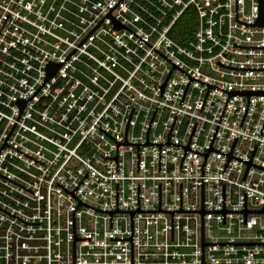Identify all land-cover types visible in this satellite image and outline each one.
I'll return each mask as SVG.
<instances>
[{
  "label": "built area",
  "instance_id": "obj_1",
  "mask_svg": "<svg viewBox=\"0 0 264 264\" xmlns=\"http://www.w3.org/2000/svg\"><path fill=\"white\" fill-rule=\"evenodd\" d=\"M118 0H0V149L18 115L16 100L44 82L49 60L63 62ZM193 29L178 40L181 20ZM258 0H238V19L257 20ZM111 15L190 76L224 89H264V26L236 21V0H121ZM183 22V21H182ZM126 27L105 17L24 105L0 151V264H74L73 210L78 200L102 210L202 208V167L229 92L190 80ZM189 83V84H188ZM188 85V87H187ZM187 88V89H186ZM186 90V92H185ZM185 93V95H184ZM184 95V97H183ZM183 98V100H182ZM182 100V103H181ZM230 95L212 147L264 167V95ZM129 143L120 145L127 122ZM110 134L111 136H109ZM31 156H27V155ZM185 154V156H184ZM184 156V159H183ZM34 158V159H33ZM36 159V160H35ZM183 159V162H182ZM38 160V161H37ZM41 163H40V162ZM210 150L204 210L264 206V169ZM182 162V171H181ZM43 163V164H42ZM66 188L67 190H65ZM85 204L75 210L76 264H131V213ZM17 216H13L11 214ZM26 222H42L28 224ZM206 242H264V212L204 213ZM206 263L264 264V244H206ZM133 264H201V212L136 211Z\"/></svg>",
  "mask_w": 264,
  "mask_h": 264
},
{
  "label": "water",
  "instance_id": "obj_2",
  "mask_svg": "<svg viewBox=\"0 0 264 264\" xmlns=\"http://www.w3.org/2000/svg\"><path fill=\"white\" fill-rule=\"evenodd\" d=\"M121 0H118L117 1V3L107 12V14L96 24V26L86 35V37L97 27V25L105 18V17H110L111 18V21H112V25H113V28L114 29H116V28H118V27H126L124 24H122L119 20H117L115 17H113L112 15H111V11L115 8V6L120 2ZM236 21H238V22H241V23H244L243 21H241V20H239L238 19V0H236ZM244 24H246V25H248V26H264V0H258V14H257V20L256 21H254V22H249V23H244ZM128 30H130L128 27H126ZM132 33H134L132 30H130ZM136 36H138L136 33H134ZM86 37L75 47V49L86 39ZM141 40H143L145 43H147L149 46H151L148 42H146L144 39H142L140 36H138ZM233 46H236V47H246V48H264V46H245V45H240V44H237L236 42H234V44H233ZM154 50H156L158 53H160L163 57H165L167 60H169L171 63H173V68H172V70L170 71V73L168 74V76H167V78H166V80H165V82L162 84V85H159V89H160V94L162 95V93H163V91H164V88H165V86H166V84H167V82H168V79H169V77H170V75H171V73H172V71H173V69L174 68H179V69H181L179 66H177L174 62H172L170 59H168L166 56H164L161 52H159L157 49H155L153 46H151ZM74 49V50H75ZM74 50L65 58V60L74 52ZM64 60V61H65ZM63 61V62H64ZM63 62H54V61H52V60H49L48 62H47V64H46V66H45V70H46V72H45V79H44V82L42 83V85L51 77V75L63 64ZM217 64L218 65H222V66H225V67H229V68H235V69H245V70H264V67H234V66H229V65H225V64H223V63H221L220 61H217ZM183 72H185L183 69H181ZM187 75H189L187 72H185ZM190 76V75H189ZM192 80H197V81H200V82H203V83H205V84H207L208 85V89H207V92H206V95H205V98H204V101H203V104H202V107H201V110H202V108H203V105H204V103H205V100H206V98H207V95H208V93H209V90H210V88L211 87H217V88H219V89H222V90H224V91H227V92H229V96H228V99H229V97H230V95H246L247 97H248V104H247V107H246V110H245V113H244V116H243V119H242V122H241V125L243 124V121H244V118H245V115H246V113H247V110H248V107H249V104H250V97H251V95H264V89H224V88H221V87H219V86H216V85H213V84H210V83H207V82H205V81H202V80H199V79H196V78H194V77H192V76H190V80H189V82L190 81H192ZM189 84V83H188ZM41 85V86H42ZM40 86V87H41ZM40 87L29 97V98H21V97H19L17 100H16V104L18 105V107H19V115H18V117H17V119H16V121H15V123H14V125H13V127H12V129H11V131L9 132V134H8V136H7V138H6V140H5V142H4V144L2 145V147H1V149H0V151L2 150V148H3V146H6V145H9L8 143H7V139H8V137H9V135L11 134V132H12V130H13V128H14V126H15V124H16V122H17V120H18V118H19V116H20V114H21V112H22V109H23V107H24V105L29 101V99L40 89ZM187 87H188V85H187ZM187 89V88H186ZM185 92H186V90H185ZM184 95H185V93H184ZM184 95H183V97H184ZM228 99H227V102H228ZM182 100H183V98H182ZM182 100H181V103H182ZM227 102H226V104H225V107H226V105H227ZM225 107H224V110H225ZM133 109H134V107H132V110H131V113H130V116H129V119H128V122H127V126H126V132H125V138H124V142H120V141H118L117 139H115L113 136H111L110 134H108L106 131H104L103 129V131L104 132H106L109 136H111L114 140H116V142H117V154L114 156V157H106V158H114L115 160H116V168H117V171H118V153H119V146L120 145H136L137 147H138V171H140V145H158L159 146V170H161V153H162V145L163 144H178V143H172L171 141H170V133H171V130H172V127H173V124H174V121H175V119H176V116L177 115H175V118H174V120H173V123H172V126H171V128H170V131H169V134H168V140H167V142H164V143H150L149 141H148V132H149V129H150V126H151V123H152V120H153V118H154V115H155V112H156V109H157V107H156V109H155V111H154V114H153V117H152V120H151V123H150V126H149V129H148V132H147V141L146 142H144V143H129L128 141H127V129H128V124H129V121H130V119H131V116H132V112H133ZM224 110H223V113H224ZM223 113H222V115H223ZM222 115H221V118H222ZM221 118H220V121H221ZM220 121H219V123H220ZM219 123H218V126H219ZM196 124H197V122H196ZM196 124H195V126H194V129H195V127H196ZM218 126H217V129H218ZM263 128H264V123H263V126H262V129H261V133H262V130H263ZM194 129H193V132H194ZM217 129H216V131H217ZM216 131H215V134H216ZM193 132H192V134H191V137H190V140H191V138H192V135H193ZM215 134H214V137H215ZM214 137H213V139H214ZM213 139H212V142H213ZM236 139H237V137L235 138V141H234V143H233V145H232V148H231V150L228 152V153H225V152H222V151H220V150H217V149H215V148H213L212 147V142H211V145H210V147H209V150H208V152H206V153H201V152H199V151H197V150H195V149H193V148H190V146H189V143H190V140H189V142H188V144L187 145H184V146H182V145H180V144H178V145H180V146H182V147H184L185 148V153H186V151L187 150H193V151H195V152H198V153H200V154H203L204 156H205V161H206V158H207V155H208V153H209V151L210 150H214V151H217V152H220V153H222V154H225L226 156H227V161H226V164H225V166H224V169H223V172L225 171V169H226V166H227V164H228V161H229V159L230 158H236V159H239V160H241V161H243V162H246L247 163V169H246V172H245V174H244V177H243V179H245V176H246V174H247V171H248V168H249V166L250 165H256V166H258V167H260V168H263L264 169V167L263 166H260V165H258V164H255V163H253L252 162V157H253V155H254V152H255V149H256V147H257V145H255V148H254V150H253V152H252V155H251V157H250V159H248V160H244V159H242V158H239V157H237V156H234L233 154H232V150H233V147H234V145H235V142H236ZM9 146H11V145H9ZM11 147H13V146H11ZM13 148H15V147H13ZM16 150H18L17 148H15ZM18 151H20V150H18ZM20 152H22V151H20ZM22 153H24V152H22ZM25 154V153H24ZM27 155V154H26ZM27 156H29V155H27ZM184 156H185V154H184ZM184 156H183V159H184ZM29 157H31V156H29ZM32 158V157H31ZM34 159V158H33ZM183 159H182V162H183ZM36 160V159H35ZM38 161V160H37ZM205 161H204V164H205ZM40 162V161H39ZM182 162H181V171H182ZM41 163V162H40ZM43 164V163H42ZM204 164H203V167H202V208L201 209H199V210H185V209H183L182 208V183H180V208H179V210H162V208H161V183H159V209L158 210H141L140 209V198H139V183H138V208H137V210H119L118 209V184L116 183V210H102V209H97V208H94V207H92V206H90V205H88V204H86V203H84V202H82L79 198H77L75 195H74V192H75V190L77 189V187L80 185V183L83 181V179L86 177V175L88 174H86L85 175V177L81 180V182L77 185V187L73 190V191H68L66 188H64L62 185H60L59 183V185L60 186H62L65 190H67L70 194H72L77 200H78V205L76 206V208L80 205V204H85V205H87V206H89V207H92V208H94V209H97V210H99V211H105V212H109L110 213V215H111V227H112V214H113V212H130L131 213V235H130V237L129 238H111V239H123V240H130L131 241V264H133V218H134V213L136 212V211H165V212H171V214H172V240H174V212H176V211H198V212H201V264H247V263H206L205 261H204V250H205V245L206 244H264V242H206V241H204V213L205 212H214V211H221L222 212V214H223V223L225 222V219H226V213H244V222H246V213L247 212H264V206H263V209H261V210H253V209H248L247 208V203H246V193H244V209L243 210H238V209H227L226 208V195H225V184H223V208H222V210H204ZM0 175L1 176H3V177H5V178H7V179H9V180H11L12 182H14V183H16V184H18V185H20V186H22L21 184H19V183H17V182H15L14 180H12V179H10V178H8V177H6L5 175H3V174H1L0 173ZM23 188H25V189H27V190H29L28 188H26V187H24V186H22ZM29 191H31V190H29ZM31 192H33V191H31ZM76 208L73 210V262H74V264H76V247H75V241L77 240V239H90V237H76L75 236V210H76ZM0 209H2V208H0ZM2 210H4V209H2ZM4 211H6V210H4ZM6 212H8V211H6ZM9 213V212H8ZM11 214V213H10ZM11 215H13V214H11ZM13 216H15V215H13ZM15 217H17V216H15ZM18 218V217H17ZM20 219V218H19ZM20 220H22V219H20ZM22 221H24V220H22ZM24 222H26V221H24ZM26 223H28V224H34V223H42V222H26Z\"/></svg>",
  "mask_w": 264,
  "mask_h": 264
},
{
  "label": "trees",
  "instance_id": "obj_3",
  "mask_svg": "<svg viewBox=\"0 0 264 264\" xmlns=\"http://www.w3.org/2000/svg\"><path fill=\"white\" fill-rule=\"evenodd\" d=\"M193 19L194 16L192 15V12H187L184 15L180 24V34L177 35L178 40L183 41L187 36H189L191 29H193Z\"/></svg>",
  "mask_w": 264,
  "mask_h": 264
}]
</instances>
